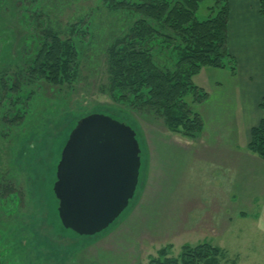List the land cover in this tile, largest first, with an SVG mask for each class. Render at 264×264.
I'll return each mask as SVG.
<instances>
[{
	"label": "rangeland",
	"instance_id": "obj_1",
	"mask_svg": "<svg viewBox=\"0 0 264 264\" xmlns=\"http://www.w3.org/2000/svg\"><path fill=\"white\" fill-rule=\"evenodd\" d=\"M116 1L113 9L104 0H0V56L11 43L7 57L16 59L0 66V108L8 117H0V264H146L162 246L172 245L171 254L178 255L182 245L203 241L225 252L219 264H264V160L246 158L253 153L235 134L233 76L225 67L202 68L192 78L207 92L192 105L202 132L170 131L160 113L134 104L128 91L119 96L110 89V50L139 17L131 2L140 0ZM207 11L202 3L198 16ZM27 16L62 40L74 37L79 60L70 82L33 79L28 113L10 124L15 110L4 88L10 82L17 93L27 84L22 70L40 41L24 31ZM152 52L165 65L167 52L159 44ZM22 95L23 103L27 92ZM91 113L134 130L139 175L121 214L102 231L79 235L61 224L53 184L70 131ZM229 144L232 150L224 147Z\"/></svg>",
	"mask_w": 264,
	"mask_h": 264
},
{
	"label": "trees",
	"instance_id": "obj_2",
	"mask_svg": "<svg viewBox=\"0 0 264 264\" xmlns=\"http://www.w3.org/2000/svg\"><path fill=\"white\" fill-rule=\"evenodd\" d=\"M104 1L113 9L118 3L116 0ZM202 3L206 4L208 13L199 17L198 9ZM258 3L259 12L263 14L264 0H258ZM131 4L139 17L129 35L110 50V89L116 90L119 96L128 91L134 104L160 113L170 131L197 137L202 132L203 119L192 105L206 98L207 92L198 87L192 78L204 67L234 69V60L226 47L228 2L140 0ZM32 12L35 13L36 9L32 8ZM26 20L24 31L29 34L30 40L39 38L40 41L34 56L22 70L27 84H19L17 93H13L10 82H7L8 89L4 88L11 95L15 110L12 119L7 120L10 124L18 123L28 113V94L33 79L40 78L50 85L70 82L79 60L74 37L62 40L56 31L40 25V21H32L31 17ZM38 26L39 30L34 31ZM156 40L164 49V54L167 52L165 65L156 63L152 58V50L158 45ZM10 45L5 53H1L0 66L16 62L14 56L7 57ZM3 85L6 87L5 82ZM23 92H27V98L22 103ZM259 107L264 110V93ZM3 109L0 108V117L8 118L6 109ZM0 127H3L2 124ZM11 132L16 133L17 128H11ZM247 148L264 160V118L251 128ZM171 248L170 244L162 246L155 257L149 256L146 264H219L225 256L220 247L206 241L195 245L184 244L178 255L171 254Z\"/></svg>",
	"mask_w": 264,
	"mask_h": 264
},
{
	"label": "water",
	"instance_id": "obj_3",
	"mask_svg": "<svg viewBox=\"0 0 264 264\" xmlns=\"http://www.w3.org/2000/svg\"><path fill=\"white\" fill-rule=\"evenodd\" d=\"M140 149L132 128L108 115L77 120L56 166L53 192L64 228L92 235L112 223L138 183Z\"/></svg>",
	"mask_w": 264,
	"mask_h": 264
},
{
	"label": "crops",
	"instance_id": "obj_4",
	"mask_svg": "<svg viewBox=\"0 0 264 264\" xmlns=\"http://www.w3.org/2000/svg\"><path fill=\"white\" fill-rule=\"evenodd\" d=\"M227 2L226 47L234 60V69L231 72L225 67L227 73L233 76L234 105L231 109V118L238 121L234 125L235 134L245 137V149L249 151L247 144L250 130L264 118V110L259 107L264 93V13L259 12L258 0H227ZM216 134H221V131H216ZM224 147L233 149V145L230 144ZM255 155L246 153V158L252 157L259 162Z\"/></svg>",
	"mask_w": 264,
	"mask_h": 264
}]
</instances>
